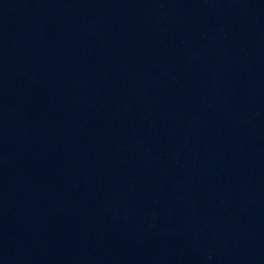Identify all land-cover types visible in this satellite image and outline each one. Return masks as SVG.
<instances>
[{
    "label": "water",
    "instance_id": "1",
    "mask_svg": "<svg viewBox=\"0 0 264 264\" xmlns=\"http://www.w3.org/2000/svg\"><path fill=\"white\" fill-rule=\"evenodd\" d=\"M0 181L123 264H264V0H0Z\"/></svg>",
    "mask_w": 264,
    "mask_h": 264
}]
</instances>
